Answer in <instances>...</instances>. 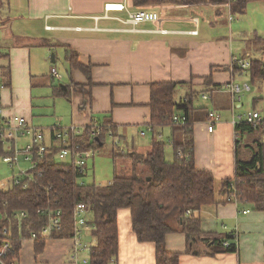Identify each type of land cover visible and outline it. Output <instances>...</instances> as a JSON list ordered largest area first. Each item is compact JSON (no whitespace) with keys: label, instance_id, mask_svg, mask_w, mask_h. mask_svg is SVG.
Masks as SVG:
<instances>
[{"label":"crops","instance_id":"1","mask_svg":"<svg viewBox=\"0 0 264 264\" xmlns=\"http://www.w3.org/2000/svg\"><path fill=\"white\" fill-rule=\"evenodd\" d=\"M108 5H123L124 10L110 11L111 19H108L103 16ZM221 7L234 15L228 3L190 6L167 2L136 8L132 0H0V77L8 85L0 98L2 117L25 118L47 133L58 126L85 128L95 122L110 123L118 131L116 139L123 138L129 149L121 156L131 160L129 166L123 162V171L129 168L128 175L136 173L143 178L147 168L143 164L134 171L133 157L148 155L153 142L159 141L166 144L165 157L172 162L176 144L185 138L183 130L176 125L149 127L150 84H186L176 100L184 99L192 89L198 93L190 113L196 168L213 174L218 199L223 201L221 182L235 176L237 156L245 161L251 159L264 135L259 130L245 131L242 136L236 132L234 119L241 115L243 105L233 95L231 85L236 84L237 77L249 75V70L233 67L232 60L245 58L251 52L247 48L234 49V44H238L233 39L228 41L226 36L211 37L213 30L205 23L214 14L209 25L215 27L218 17L223 15ZM139 9L157 13L159 20L140 23L135 27L138 32L120 31L131 25H124L118 19L125 21ZM46 26L53 29L46 30ZM161 30L169 32H157ZM194 31H198L197 35L187 33ZM256 37L260 36H254L253 45L263 46L260 41L255 44ZM67 46L79 53L82 64L93 67L91 85L84 74L69 66L68 80L61 75L60 80L53 79L50 75L56 61H66ZM261 48L258 55H264ZM250 56L251 61L257 59ZM51 62L53 65L49 67ZM41 67L43 70L39 72ZM47 70L49 76L44 75ZM57 88L68 93V97L59 95ZM57 98H64L70 104L69 118L57 114ZM37 99L51 101L54 112L48 104L37 113ZM258 100L254 101L255 106ZM209 112L220 116L213 132L208 128ZM147 134H151V142L146 139ZM29 141L30 136L20 144L27 145ZM2 181L4 176L0 174V184ZM11 185L12 182L8 189ZM244 210L249 213L243 214ZM197 214L202 219L204 240L224 242L236 235L238 252L229 254L222 245L208 247L200 243L196 247L198 254L187 253L189 244L185 234L173 232L166 236V249L182 255L180 264H264V211L230 202L205 206ZM117 216L120 246L115 264H156V245L137 240L130 210L121 209ZM88 237L92 244L86 245L87 250L77 260L73 258L72 239L48 240L39 254L35 241L24 240L20 264H85L81 255L90 252L96 243L93 231L88 230L82 239L84 245ZM210 251L214 254L210 255Z\"/></svg>","mask_w":264,"mask_h":264},{"label":"trees","instance_id":"2","mask_svg":"<svg viewBox=\"0 0 264 264\" xmlns=\"http://www.w3.org/2000/svg\"><path fill=\"white\" fill-rule=\"evenodd\" d=\"M136 8L153 7L169 3L186 4H219L225 5L229 0H132ZM264 0H238L231 5L232 10H245L247 5ZM255 44L264 39L256 37ZM65 60L71 70L84 74L89 84L92 79V66H86L79 60V53L71 46L65 47ZM236 71V70H235ZM249 76L252 82L264 81V60L251 61ZM207 81V80H206ZM6 86L7 83H6ZM186 84L175 82H155L150 84L151 97V123L150 128L163 125H175L174 117L186 119L184 126H179L184 132V140L174 148L175 159L168 162L165 157L166 144L153 142L151 152L141 157H133L134 171L137 166L145 165L147 176L140 178L138 174L115 175L108 185H84L81 183L84 174L74 167H68L54 161L43 160L34 172V181L26 189L18 185H11L8 190H0V250L4 237L2 229L9 226L12 221L13 239L10 241V251L6 261H19L22 241H31L33 233L38 234L35 240L36 252L42 253L48 240L73 239V211L79 204L91 206V215L87 223L92 228L96 239L90 248V264H115L119 252L118 211L128 209L132 215V230L140 243L150 242L156 245V264H180L181 254L170 253L166 249V236L173 232H181L187 238V253L198 254L196 247L204 243L222 245L230 242L231 246L225 248L226 253H237L239 244L228 238L224 242L207 241L202 238L204 230L202 219L197 214L205 206L217 203H237L250 205L254 211H264V145L263 141L257 143L251 159H236V174L233 178L221 182L220 194L223 201L218 199L216 179L208 171H198L194 157V128L191 122V111L198 93L193 89L181 101L176 100L178 92ZM58 89V88H57ZM59 95L68 97L58 89ZM255 109V108H254ZM103 128L99 140L90 138V132L77 137L74 144L82 149L99 151L105 144L107 137L117 138L118 131L110 123H102ZM178 126V125H176ZM236 132L242 136L245 131L253 133L261 131L264 135V122L254 128L242 124L236 126ZM173 142V141H172ZM239 143V142H238ZM118 145V143H114ZM117 147V146H116ZM182 156H178V150ZM115 153V152H114ZM6 154L3 138L0 133V157ZM119 154H114V157ZM50 159L51 156H49ZM61 211L63 228L55 233L51 239L42 237V230L49 223V218L40 215V210ZM189 211V214L187 212ZM16 212H26L27 217L19 224L14 218ZM196 213V214H195ZM11 219V221H10ZM21 226V234L19 233ZM20 236H23L22 238ZM213 255V252H209ZM20 262V261H19Z\"/></svg>","mask_w":264,"mask_h":264},{"label":"built area","instance_id":"3","mask_svg":"<svg viewBox=\"0 0 264 264\" xmlns=\"http://www.w3.org/2000/svg\"><path fill=\"white\" fill-rule=\"evenodd\" d=\"M238 0H229L228 6L231 10V5ZM123 5H108L105 7V18L111 19L109 16L110 11H123ZM232 17V18H231ZM230 20L233 19L231 14ZM118 19V18H117ZM122 24L131 25L129 28L122 29V32H138L136 26L140 23L154 22L159 20V15L155 12H151L146 9H139L137 12L130 13L129 18L125 21L118 19ZM46 30H52L53 27L46 26ZM162 34H168L169 31L161 30L157 31ZM190 35H197L198 31L187 32ZM232 66H238L241 70L248 71L251 66V56L246 55L245 58L234 57L232 60ZM50 75L53 79L60 80V74L57 71V67L51 69ZM6 88V83L0 77V98L3 89ZM250 86L245 84L244 86H239L236 84L231 85V91L233 95L237 96L241 101L240 95L244 91H250ZM206 98V97H204ZM3 106L0 104V133L3 138V145L5 147L6 154L2 157L3 162L9 165V167L14 171L15 168H20L22 163H25L28 169H20V172L15 174L12 179V185H18L26 189L32 181H34V172L37 171L40 162L43 160L54 161L56 164L60 163L68 167H74L82 174L86 175V168L88 162L93 160L97 154L94 149H82L79 144H74L77 137L85 134V130L90 132V138H95V141L99 140V136L102 132L103 125L101 122L91 123L85 128L78 127L76 125H71V127H61L49 129V133L44 130H39L32 126L25 118L13 117V118H3L2 117ZM208 117V128L210 132L214 131V125L220 121V116L213 112H209ZM264 122V110H250L246 114L235 117L234 125L246 124L254 128L258 127ZM186 119L174 117V124L178 126H184ZM144 134V133H143ZM30 136L31 141L27 145L19 146V142L23 138H28ZM112 137V135H111ZM263 145H264V138ZM73 141V142H72ZM172 143V142H171ZM173 144V143H172ZM51 156L52 159L49 158ZM178 156H182V150H178ZM249 213L248 210H244L243 214ZM39 214L46 215L49 218V223L42 230V237L45 239H51L52 236L61 231L63 228V217L62 212L54 210H40ZM189 214V211L187 212ZM91 215V206L85 204H79L75 207L73 211V241H74V256L76 260L79 254L87 250V246L82 243L83 236L92 230L88 227L87 223ZM27 217L26 212H16L14 215L15 219H18L19 224ZM1 220V215H0ZM11 221V219H10ZM19 225V233L21 234V226ZM2 236L4 241L2 243V249L0 250V262L3 264H20L19 261H6L8 252L10 251V241L13 239L14 234L12 233V221L9 226H5L2 229ZM21 238L23 236H20ZM38 238L37 233H33L31 239L35 241ZM235 243H238L237 236L231 235ZM231 246L230 242H224V247L228 248ZM85 264H88L87 260H84Z\"/></svg>","mask_w":264,"mask_h":264},{"label":"rangeland","instance_id":"4","mask_svg":"<svg viewBox=\"0 0 264 264\" xmlns=\"http://www.w3.org/2000/svg\"><path fill=\"white\" fill-rule=\"evenodd\" d=\"M223 8L224 7H221L223 15L218 17L217 24L215 26L216 28L210 27L209 25V19H214L215 15L213 14V17L211 16V18L209 19L207 17V23L205 24L207 28H212L213 30L211 32V37L214 38L226 36L228 41L233 39L238 44V46L234 44V49L247 48L248 50H250V55H252L253 59L261 58L264 60V55H258L260 46L262 47L261 50H264V45H253L251 41L252 39H254L255 35L264 38V2L256 1L248 4L245 10L234 12L233 19L231 20V15H229V12L226 9L224 10ZM55 64L54 65L57 67L58 73L63 76L64 79L68 80L70 69L67 62L56 61ZM52 65L53 62L50 63L49 67H51ZM42 70L43 69L41 67L39 69V72H41ZM48 72L49 70H47L44 75L49 76ZM235 82L240 87L244 86V82H247V84L252 89L250 92L241 93L242 100L240 102V105L242 104L243 106L241 115H237V117L246 114L247 111L250 110H264V81L256 80L255 82H252L248 74H243L240 77H237ZM56 84L60 86L59 82H57ZM176 98H178V96H176ZM256 98H259V100L256 102L255 106L253 103ZM56 103L57 114L61 115L64 118H69L71 112L70 104L64 98H57ZM35 104L38 106L37 113L42 109L44 111L45 108H40L48 106V104L51 112H54L55 110H52L54 108V105L53 103H51V101L37 99ZM146 139L151 142V134H147ZM20 142L19 146H23L20 144ZM114 143H118V145ZM128 151L129 149L127 148V144L124 142L123 138L113 139L111 137H107L104 146L99 151H97L94 159L88 162L85 172L86 175L82 179L81 183H83L84 185H108L113 181L115 175L120 173L128 175L129 168L123 171L124 163L129 166L131 160L130 158L128 159L121 157L123 152L128 153ZM114 152H117L119 156L114 157ZM28 167L29 166H27L25 163H22L20 168H15V170L13 171L8 164L3 162L2 157H0V174L4 176V181L1 182L0 188H2L3 190H7L15 174L19 173L20 169L24 170L28 169ZM147 174L148 173L146 172L143 177L147 176ZM90 244H92V239L88 237L86 239L85 245L89 247ZM81 260H87L88 264H90L89 252L81 255Z\"/></svg>","mask_w":264,"mask_h":264},{"label":"water","instance_id":"5","mask_svg":"<svg viewBox=\"0 0 264 264\" xmlns=\"http://www.w3.org/2000/svg\"><path fill=\"white\" fill-rule=\"evenodd\" d=\"M0 264H3L2 262H0Z\"/></svg>","mask_w":264,"mask_h":264}]
</instances>
